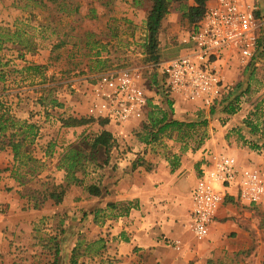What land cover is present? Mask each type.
Wrapping results in <instances>:
<instances>
[{"label":"rangeland","instance_id":"rangeland-1","mask_svg":"<svg viewBox=\"0 0 264 264\" xmlns=\"http://www.w3.org/2000/svg\"><path fill=\"white\" fill-rule=\"evenodd\" d=\"M48 1L0 0V34L11 38L0 46L1 110L16 122L32 124L35 132L20 150L28 153L30 160L23 158L20 164L13 160L10 148L0 150V264H69L74 249L76 264H118V235L122 240L129 235L125 230L118 233V227H129L128 213L138 206L134 201L118 202L122 187L129 189L131 181L140 185L156 162L170 166L173 172L186 154L196 155L202 148L207 162L214 150L255 146L249 132H244L247 122L255 127L252 134L264 146V52L257 51L251 61L242 64L234 56L218 60L226 85L222 98L233 102V115L228 118L219 111L214 114L218 121L213 122L209 120L210 108L168 94L172 119L198 121L205 116L208 123L195 126L189 138L179 140L176 133L171 137L163 134L155 142L145 143L144 137L155 130L153 120L168 112L165 96L155 93L157 70L188 46L192 27L185 12L193 0L170 4L160 23L157 62L147 60L142 48L149 0H62L71 3L67 10ZM254 1L264 8V0ZM119 69H129L147 94L155 95L160 103L142 120L125 124L106 120L102 126L101 118L87 113L89 83L97 75ZM217 110L220 108L215 107ZM68 117L86 122L65 127L62 121ZM16 129L6 130L5 137ZM102 130L111 133L113 142L107 149L91 152L88 143ZM23 136L18 132L14 140ZM0 139L6 142L2 135ZM50 143L51 154L44 156ZM68 148H80L86 155L84 173L77 176L84 185L98 184L100 197L73 184L58 204L44 197L52 185L64 183V171L57 165ZM258 150L264 156V147ZM193 160L188 157L187 163ZM132 163L137 167L132 168ZM190 170L196 171L195 167ZM234 204L248 210L239 212L241 231L221 236L210 256L204 259L207 252L203 254L201 264L262 263L264 206ZM119 216L123 219L118 225ZM188 224L187 215L181 223L182 237L192 240ZM57 246L59 254L55 256Z\"/></svg>","mask_w":264,"mask_h":264},{"label":"built area","instance_id":"built-area-1","mask_svg":"<svg viewBox=\"0 0 264 264\" xmlns=\"http://www.w3.org/2000/svg\"><path fill=\"white\" fill-rule=\"evenodd\" d=\"M187 40L183 53L159 66L155 93L177 94L202 108L216 107L226 87L218 60L234 56L240 64L251 61L264 46V8L254 0H208ZM89 94L87 113L118 124L142 120L160 103L129 69L97 75L89 83ZM225 198L264 206V165L241 168L226 154L209 156L196 178L188 212L189 230L199 243L210 241L212 220Z\"/></svg>","mask_w":264,"mask_h":264},{"label":"crops","instance_id":"crops-1","mask_svg":"<svg viewBox=\"0 0 264 264\" xmlns=\"http://www.w3.org/2000/svg\"><path fill=\"white\" fill-rule=\"evenodd\" d=\"M192 4L193 1L190 5ZM176 119L182 120L179 117ZM209 120L218 121L214 116L209 117ZM244 132H249L252 140L256 141L253 146L257 147L256 150L245 145L228 152L219 149L211 152L235 158L241 168L263 166L264 156L257 151L264 146L257 142L258 137H255V133L252 134L251 126H244ZM203 149L196 152V155L186 154L180 160L177 171L171 172L170 166L167 168L165 164L156 162L153 168H148L140 185H134L131 181L129 189L122 187L121 191H118V202L128 200L138 205L128 213L129 227H118V233L122 234L125 230L129 234L124 240L118 235V264H201L203 254L207 252L204 259L210 256V250L219 246L221 236L226 237L230 232L241 231L239 212L242 210V213H246L248 210L237 207L234 203L240 204L232 198H225L212 220L209 242L199 243L194 237L192 240L182 237L181 223L191 207L188 192L193 183L195 186L199 171L205 163L201 154ZM188 157H193L194 160L187 163ZM192 167H195V172L190 170ZM185 170L190 171L186 173ZM121 182L123 183V180H120ZM121 219L123 217L119 216L118 225L121 224Z\"/></svg>","mask_w":264,"mask_h":264},{"label":"trees","instance_id":"trees-1","mask_svg":"<svg viewBox=\"0 0 264 264\" xmlns=\"http://www.w3.org/2000/svg\"><path fill=\"white\" fill-rule=\"evenodd\" d=\"M185 0H149L150 7L146 13L145 20V30L146 35L144 39V43L142 44L143 52L147 56V60L157 62L159 60L158 54V34L160 29V23L162 19L168 13V8L173 2H180ZM208 0H193V4L187 6L185 15L188 19V22L191 24L192 29H195L198 21H200ZM48 2L55 3L57 6H60L61 9L67 10L71 6V3L62 1V0H50ZM60 9V10H61ZM72 9V8H71ZM73 11L77 10L76 5L72 9ZM69 13V12H68ZM18 38L19 35L15 34ZM11 40V38L4 39V35L0 34V46L4 41ZM260 54L264 52V46L258 51ZM33 69H37V67H32ZM155 82V81H154ZM236 97L235 99H237ZM226 99H222L219 107L220 110L215 111V107H211L208 111L210 117H213L216 112L226 114V116H231L235 113V107L233 102H224ZM165 103L168 108V112H164L160 119H154L152 126L154 127V131H151L148 137H144L145 143H153L155 142L160 135L166 134L167 137H171L173 133H176L177 139L182 140L186 137H191L190 132L193 131L194 127L197 125L206 126L208 120L205 116H200L198 121L196 120H177L172 119L171 115L173 113L172 102L165 96ZM55 104V103H54ZM0 104V135L3 138H6V142L0 139V150L5 148H10L13 156V160L18 163H23V158L31 159L28 153L25 151H20L22 147L26 145V141L28 143L31 142V139H27L30 136H35V132L33 131L34 126L32 124H26L25 122H16L15 119L11 118L10 115L5 110H1ZM86 121L84 119H75L68 117L65 121H62L63 126L71 127L82 125ZM99 125H105L107 123L106 120L100 119ZM247 127L251 126L249 122L246 123ZM17 128L13 133H9L5 137V131L8 129ZM251 130L255 131V127L251 126ZM18 132L24 134L22 139L14 140V137L17 136ZM148 138V139H147ZM113 142L112 135L109 131L102 130L98 135L93 137L91 141L88 143V147L91 152L96 151L97 149L103 147L108 148L111 146ZM51 143L47 145L48 150L44 153V156H50L51 152L49 150ZM251 149H256L257 147H250ZM90 152V154H91ZM92 155L89 156L91 158ZM86 155L81 151L80 148H68L66 153L60 158L59 163L57 165L58 169H62L64 171V183L59 185H52L51 190L47 192V195L44 197H48L54 201V203L58 204L62 201L63 195L67 187L71 184L82 186L86 193L90 196L100 197L102 195L100 186L98 184H88L84 185L81 177L77 176V173H84V160L86 159ZM137 167V163H132V168ZM17 168V167H16ZM17 180L18 178L15 177ZM228 199V198H226ZM230 200V198L228 199ZM111 206V205H110ZM113 206V205H112ZM127 210V209H126ZM74 250L71 252L69 264H76ZM55 256L59 254V247L57 246L54 251ZM57 261H53L52 264H56ZM261 264H264V257Z\"/></svg>","mask_w":264,"mask_h":264}]
</instances>
